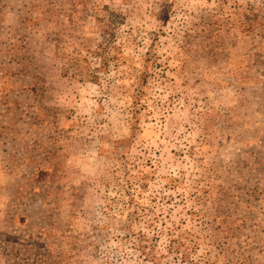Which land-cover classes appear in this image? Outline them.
<instances>
[{"label":"rangeland","instance_id":"obj_1","mask_svg":"<svg viewBox=\"0 0 264 264\" xmlns=\"http://www.w3.org/2000/svg\"><path fill=\"white\" fill-rule=\"evenodd\" d=\"M0 264H264V0H0Z\"/></svg>","mask_w":264,"mask_h":264},{"label":"trees","instance_id":"obj_2","mask_svg":"<svg viewBox=\"0 0 264 264\" xmlns=\"http://www.w3.org/2000/svg\"><path fill=\"white\" fill-rule=\"evenodd\" d=\"M129 141V139H125V140H121V141H119V143H123V144H125V143H127Z\"/></svg>","mask_w":264,"mask_h":264}]
</instances>
